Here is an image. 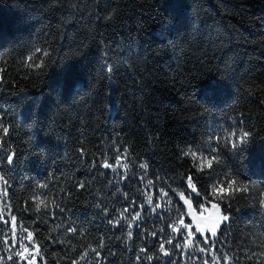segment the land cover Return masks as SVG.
Listing matches in <instances>:
<instances>
[{
	"label": "trees",
	"instance_id": "obj_1",
	"mask_svg": "<svg viewBox=\"0 0 264 264\" xmlns=\"http://www.w3.org/2000/svg\"><path fill=\"white\" fill-rule=\"evenodd\" d=\"M35 47L51 52L39 75L21 63ZM0 74L15 81L0 84V110L2 122L11 125L4 147L17 157L12 166L0 164V174L10 181L18 233L24 227L37 233L45 264H56L65 254L77 259L89 244L97 247L101 236L105 247L100 257L89 253L93 264H136L134 250L152 248L156 242L149 236L144 243L135 226L126 244V228L113 229L102 211L104 206L122 211L134 197L140 204L152 195L155 203L146 181L135 178L144 175L142 162L149 166L148 179L161 178L158 187L167 182L183 190L181 177L189 171L205 195L232 178L238 188L248 185L249 193L236 192L234 201L224 185L225 202L240 211L224 225L219 243L228 255H238L240 264H257L245 256L264 250L259 204L264 193V0H0ZM241 128L253 136L241 151L229 152L223 135ZM214 136L221 139L210 143ZM124 147L129 149L128 180L93 168L94 159L106 155L112 163ZM189 148L195 157H183ZM199 153L209 159L218 155L220 162L209 170L206 160L199 172L194 167ZM6 154L0 150V156ZM80 181L85 189H78ZM45 182L48 188L37 190ZM33 195L47 197L48 209L36 213L32 201L30 210L22 211ZM53 200L65 209L55 219ZM211 202H219V195L202 199L200 206ZM116 215L111 212L109 219ZM170 222L166 215H142L140 221L148 232L164 228L165 233ZM69 223L86 230L71 243L65 234ZM9 232V226L0 225V236ZM184 251L186 256L177 251L152 264H203L206 258L196 247Z\"/></svg>",
	"mask_w": 264,
	"mask_h": 264
},
{
	"label": "snow or ice",
	"instance_id": "obj_2",
	"mask_svg": "<svg viewBox=\"0 0 264 264\" xmlns=\"http://www.w3.org/2000/svg\"><path fill=\"white\" fill-rule=\"evenodd\" d=\"M51 56V52L48 48L45 47H35L34 50H30L29 54L21 58V63L26 67L29 72H35L37 75L41 74L43 69L47 67V60ZM110 70V69H109ZM5 72L7 70H4ZM4 83H13L15 81H5L4 75L0 74V84ZM18 86V85H17ZM264 102V101H262ZM240 119L238 123H243V113H240ZM3 121L2 110H0V150H3L7 153L4 156H0V164L4 162L7 165L12 166L17 162L15 150H10L9 148L4 147L6 139L10 135L11 125L5 126ZM253 133L251 131H245L242 128L237 131H231L226 137L225 147L229 152L232 151H241V146L246 145L250 142ZM221 138L219 136H214L210 138V143H217ZM120 147H123L121 145ZM211 151H216V149H210ZM81 155L83 156L86 149H79ZM119 152V148L117 149ZM129 149L124 147L123 152L114 157L112 163L109 162L108 157L105 155L101 160H93L92 166L96 168L99 166L102 169H110L112 172H116L120 177V181H126L129 179V170L130 164L126 161L129 160ZM183 157H195L197 153L191 151L189 148L188 151H183ZM220 162V157L218 155H213L210 159L207 160L206 167L211 170L213 168V162ZM148 164L142 162L139 164V168L144 171L143 176L135 177L139 182H145V189H150L153 191V194L157 197L155 203L153 202V196L148 195L143 203L137 204L136 199L132 198L129 207L123 208L122 211H117L112 209L111 211L106 207H102L105 218L108 220L109 225L113 229L126 228V236L124 237L125 243L133 240L134 232L133 227L139 229L142 233V240L144 243H147V239L150 236L156 243H158V248L156 243L152 245V248H156V251L153 252L152 248L149 247H140L135 251V261L136 264H152V261H159L161 256L163 257H172L177 251L180 256H186L187 253L185 249L196 247L198 252L205 255L203 264H240V257L238 255H228L227 252L222 251V245L219 243L220 238L226 233L224 232V225L229 224L234 214L240 211V209L234 206L232 202H225V187L227 185L228 200H235V193L240 192L249 193V186L243 185L242 187H237V179L232 178L226 181L220 182L218 185L213 186V193L208 195L203 194L200 189L197 187L196 178L193 172L189 171L182 174L181 183L183 190L177 191L176 188L171 186V183L163 182L164 186H157L162 183L160 177L157 176L156 180L148 179ZM197 171L203 172L205 170V163L203 159L194 165ZM122 170V171H118ZM103 174V173H101ZM176 181L173 180L172 183ZM90 183V181L88 182ZM111 183V181H110ZM86 183L84 181L78 182V189L82 190L86 188ZM10 181L4 174H0V225L9 226L10 232L4 233L0 236V251L7 253V255H0V264H45L44 253L41 247L40 242L37 240V233L35 231H29L27 227H24L22 233H18V217L13 213V208L9 203L10 196ZM39 189H47L48 184L39 183L37 186ZM171 194V195H170ZM213 194L219 195V202L213 203L212 207L216 209L217 215L216 219L210 223L200 226L199 223L196 224V227L193 228V223L186 222V217L190 216L191 213L185 209H192L194 206L199 207L200 201L203 199L205 201L209 200L210 196ZM178 195L179 200L173 201L172 196ZM264 196V193L261 194ZM126 203L129 200L128 194L123 193ZM241 198H246L243 195ZM45 198H40L37 195H33L29 200L25 201V207L21 209L24 212L30 210L29 205L32 201H36L34 211L36 213H41L42 207L47 210L48 204L45 203ZM55 204V210L51 211L50 215L55 219L57 212L63 214L65 209L61 208L55 200L51 201ZM259 204L264 208V198L259 199ZM100 207V205H97ZM139 209V210H137ZM111 212H117L115 218L109 219ZM171 213H177L173 219ZM142 215H151V216H162L166 215L171 221L166 225L169 231L165 233V229L161 228L159 231L152 230L148 232L143 228ZM40 217H37L39 219ZM125 218H128V223L125 225L123 222ZM192 220H195V217H191ZM35 222V221H34ZM60 227V225H57ZM56 229L52 228L51 232H54ZM85 229H78L72 224H68L65 228V234L68 237V242L71 243L73 237L83 236ZM70 234V235H69ZM49 240H52L51 235L48 237ZM119 239V237H118ZM175 241V242H174ZM55 242V241H53ZM59 243H64V241H59ZM105 247L104 237L101 236L97 241V247H92L91 244L87 246L82 252L78 254L77 259H71L65 254V256H60L56 260V264H60L61 260L69 259L70 264H93V261L90 260L89 253L91 252L94 257H100V249ZM260 247L264 249V244H261ZM71 251L76 253V245H71ZM245 259L248 261L255 260L257 264H261V260L264 259V250L259 253L251 252L246 254ZM99 264V261H97ZM168 264H178L177 260H169Z\"/></svg>",
	"mask_w": 264,
	"mask_h": 264
},
{
	"label": "rangeland",
	"instance_id": "obj_3",
	"mask_svg": "<svg viewBox=\"0 0 264 264\" xmlns=\"http://www.w3.org/2000/svg\"><path fill=\"white\" fill-rule=\"evenodd\" d=\"M228 131H226L223 135V138L228 137ZM200 156V160L203 159V161H206L209 159L208 154H201L199 153ZM264 198V196H263ZM213 203L215 202H211L209 205H201L198 209H196L195 207H193L192 209H187L186 211L190 212L191 215L188 216L190 218L191 223H193V228L196 227V224L199 223L200 226H204L205 224H210L212 223L215 219H216V209H214L212 207ZM195 217V220H192L191 217Z\"/></svg>",
	"mask_w": 264,
	"mask_h": 264
}]
</instances>
